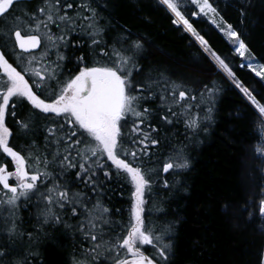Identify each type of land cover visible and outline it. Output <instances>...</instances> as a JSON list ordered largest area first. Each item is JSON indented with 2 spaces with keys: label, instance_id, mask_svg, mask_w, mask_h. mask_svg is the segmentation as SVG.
Masks as SVG:
<instances>
[{
  "label": "snow or ice",
  "instance_id": "obj_1",
  "mask_svg": "<svg viewBox=\"0 0 264 264\" xmlns=\"http://www.w3.org/2000/svg\"><path fill=\"white\" fill-rule=\"evenodd\" d=\"M157 3L254 109L260 142L252 152L264 159V91L237 78L194 20L207 18L219 29L240 67L261 82L264 63L212 0ZM249 7L242 0V19ZM108 8L109 0H0V264H35L50 228L78 238L70 264H175V224L151 220L153 211H164L151 201L153 187H184L159 179L190 167L187 145L168 133L178 124L185 139L206 131L219 89L201 83L197 90L163 70L143 76V38L127 29L110 35ZM20 139L22 148L10 143ZM122 180L131 185L126 221L105 203ZM22 207L36 209L38 228L24 227ZM240 211L264 232V183Z\"/></svg>",
  "mask_w": 264,
  "mask_h": 264
},
{
  "label": "trees",
  "instance_id": "obj_2",
  "mask_svg": "<svg viewBox=\"0 0 264 264\" xmlns=\"http://www.w3.org/2000/svg\"><path fill=\"white\" fill-rule=\"evenodd\" d=\"M212 2L225 20L242 33L256 59L264 63V0H250L245 19L238 10L242 0ZM103 15L113 26L110 35L127 29L133 38H143L144 49L140 54L143 76H155L157 70H163L197 90L201 83H214L219 89L213 98V112L206 122V131H198L194 136L189 132L190 138L185 139L184 125L178 124L168 133L173 140L187 145L185 153L190 167L179 177L161 172L159 179H168L169 183L179 179L184 187L171 190L153 187L151 201L164 211H153L151 220L157 224L174 222L175 264H260L264 260L261 223L249 221L240 211L264 183V173L260 170L264 168V159L252 152V146L260 142L254 109L225 73L210 60L203 59L199 45L190 43L192 38L171 23L170 15L157 0H109V8ZM194 25L225 58L238 79L250 88L264 91V83L247 67H240L243 61L219 29L208 23L207 18L194 20ZM128 130V127L124 129L126 133ZM10 143L24 146L22 139ZM111 188L105 203L121 209L123 215L114 218L126 221L131 185L122 180ZM224 205L236 211L225 213ZM20 216L26 229L39 227L35 208L22 207ZM77 244L78 238L71 231L50 228L40 243L35 264H70Z\"/></svg>",
  "mask_w": 264,
  "mask_h": 264
},
{
  "label": "flooded vegetation",
  "instance_id": "obj_3",
  "mask_svg": "<svg viewBox=\"0 0 264 264\" xmlns=\"http://www.w3.org/2000/svg\"><path fill=\"white\" fill-rule=\"evenodd\" d=\"M22 111H24V110L23 109H18V112H22ZM6 123L9 124L13 129L16 128V125L13 123V120H12V118L10 116L6 119Z\"/></svg>",
  "mask_w": 264,
  "mask_h": 264
},
{
  "label": "water",
  "instance_id": "obj_4",
  "mask_svg": "<svg viewBox=\"0 0 264 264\" xmlns=\"http://www.w3.org/2000/svg\"><path fill=\"white\" fill-rule=\"evenodd\" d=\"M227 77V76H226ZM228 78V77H227ZM229 79V78H228ZM242 94V93H241Z\"/></svg>",
  "mask_w": 264,
  "mask_h": 264
},
{
  "label": "rangeland",
  "instance_id": "obj_5",
  "mask_svg": "<svg viewBox=\"0 0 264 264\" xmlns=\"http://www.w3.org/2000/svg\"><path fill=\"white\" fill-rule=\"evenodd\" d=\"M264 83V82H263Z\"/></svg>",
  "mask_w": 264,
  "mask_h": 264
}]
</instances>
